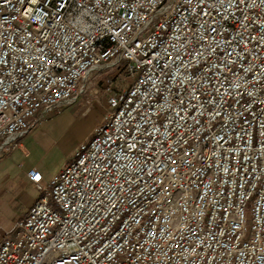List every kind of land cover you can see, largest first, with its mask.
Returning a JSON list of instances; mask_svg holds the SVG:
<instances>
[{
	"label": "built area",
	"instance_id": "built-area-1",
	"mask_svg": "<svg viewBox=\"0 0 264 264\" xmlns=\"http://www.w3.org/2000/svg\"><path fill=\"white\" fill-rule=\"evenodd\" d=\"M117 64L0 264H264V0H0V155Z\"/></svg>",
	"mask_w": 264,
	"mask_h": 264
},
{
	"label": "crops",
	"instance_id": "crops-1",
	"mask_svg": "<svg viewBox=\"0 0 264 264\" xmlns=\"http://www.w3.org/2000/svg\"><path fill=\"white\" fill-rule=\"evenodd\" d=\"M69 106L47 113L41 124L16 139L15 143L18 146L15 150L0 155L1 232L9 231L41 196L36 184L28 177V171L32 168L39 171L44 187H48L55 176L44 172L43 160L50 150L51 133L55 137L70 124V116L65 113ZM17 204L22 205L23 211L19 215H14Z\"/></svg>",
	"mask_w": 264,
	"mask_h": 264
},
{
	"label": "rangeland",
	"instance_id": "rangeland-1",
	"mask_svg": "<svg viewBox=\"0 0 264 264\" xmlns=\"http://www.w3.org/2000/svg\"><path fill=\"white\" fill-rule=\"evenodd\" d=\"M121 66L109 65L92 70L82 82L80 95L65 109L66 115L70 116V124L55 137L51 133L50 150L43 160V170L46 174H57L71 161L75 148L90 136L93 128L111 109L110 96L127 89L132 76ZM14 209V215L23 211L21 204H17Z\"/></svg>",
	"mask_w": 264,
	"mask_h": 264
}]
</instances>
